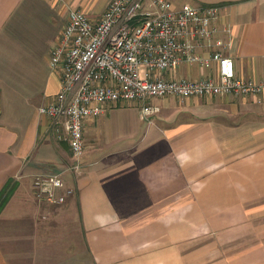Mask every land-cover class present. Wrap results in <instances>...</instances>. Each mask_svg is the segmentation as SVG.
<instances>
[{
	"label": "crops",
	"instance_id": "0c3cea01",
	"mask_svg": "<svg viewBox=\"0 0 264 264\" xmlns=\"http://www.w3.org/2000/svg\"><path fill=\"white\" fill-rule=\"evenodd\" d=\"M222 8L237 75L264 80V0H172ZM112 0H0V264H264V94L109 104L86 121L84 167L39 108L62 74L46 56L74 10L93 20ZM183 64L168 79H203ZM140 104V103H139ZM66 136V134H65ZM61 173L75 196L35 198L33 178Z\"/></svg>",
	"mask_w": 264,
	"mask_h": 264
},
{
	"label": "built area",
	"instance_id": "2783aa9c",
	"mask_svg": "<svg viewBox=\"0 0 264 264\" xmlns=\"http://www.w3.org/2000/svg\"><path fill=\"white\" fill-rule=\"evenodd\" d=\"M68 16L50 52L51 70L62 74L61 90L39 112L52 120L59 139L69 141L70 171L84 167L86 121L101 116L109 104L141 102V118L151 125L162 111L151 101L156 98L264 94V80L237 75L229 53L233 28L221 27L219 6L112 0L98 20L81 10ZM183 64L211 73L197 80L164 77ZM34 178L33 195L43 205L62 206L76 194L61 173H39Z\"/></svg>",
	"mask_w": 264,
	"mask_h": 264
},
{
	"label": "trees",
	"instance_id": "16d2710c",
	"mask_svg": "<svg viewBox=\"0 0 264 264\" xmlns=\"http://www.w3.org/2000/svg\"><path fill=\"white\" fill-rule=\"evenodd\" d=\"M15 189H16V184H15V186H12V185L10 186V184H8L3 189V191L0 194V211L3 209L6 202L12 197Z\"/></svg>",
	"mask_w": 264,
	"mask_h": 264
},
{
	"label": "rangeland",
	"instance_id": "374dc122",
	"mask_svg": "<svg viewBox=\"0 0 264 264\" xmlns=\"http://www.w3.org/2000/svg\"><path fill=\"white\" fill-rule=\"evenodd\" d=\"M50 51H49V53H48V55L46 56V61H47V63H48V65H49V67H50ZM50 69H51V67H50ZM52 71V70H51ZM141 74H142V77H144V70L142 69V72H141ZM135 104V106L137 105V107L139 106V108L141 107V105H142V103L141 102H134ZM140 103V104H139ZM145 124H146V122H145ZM34 179L35 178H33V181H34ZM17 183V182H16ZM15 182H13L12 183V186H15V184H16ZM17 186H18V183H17Z\"/></svg>",
	"mask_w": 264,
	"mask_h": 264
}]
</instances>
